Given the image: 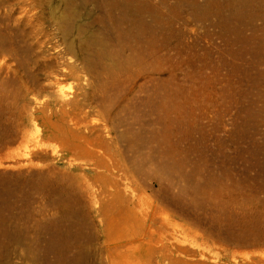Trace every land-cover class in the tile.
<instances>
[{
    "label": "rangeland",
    "instance_id": "rangeland-1",
    "mask_svg": "<svg viewBox=\"0 0 264 264\" xmlns=\"http://www.w3.org/2000/svg\"><path fill=\"white\" fill-rule=\"evenodd\" d=\"M206 1L197 0L201 6ZM177 2L134 0L150 26L149 35L139 38L136 30L119 25L118 42L113 28L93 23L100 13L83 22L84 29L93 26L98 38L119 51V201L134 209L129 216L123 210L119 241L92 251L87 264H158L176 256L196 264H264V123L257 108H250L246 119L242 71L234 95L227 29L213 14L196 18L186 4L172 11ZM145 5L157 11L158 21ZM62 13L55 0L44 6L36 0H0V61L7 60L9 47L17 59L54 60L56 49L64 47L51 35ZM38 41H45L41 49ZM143 60H149L148 68ZM239 64L245 71V63ZM60 87L69 92L75 83ZM37 107L32 101L17 118L0 109V264H24L28 244L38 257L31 264H52L48 251L69 225L38 218L39 208L53 211L47 192L28 185L35 176L26 169L11 170L24 159L4 154L23 149L27 139L32 150L35 129H41L40 157L31 163L40 173L60 176L65 160L54 159L56 148H91L59 105ZM18 122L29 125L25 138L4 143ZM246 229L247 242L239 240Z\"/></svg>",
    "mask_w": 264,
    "mask_h": 264
},
{
    "label": "bare ground",
    "instance_id": "bare-ground-1",
    "mask_svg": "<svg viewBox=\"0 0 264 264\" xmlns=\"http://www.w3.org/2000/svg\"><path fill=\"white\" fill-rule=\"evenodd\" d=\"M177 1L172 11L186 4L196 18L213 14L227 29L234 95H238V79L242 71L246 83L243 95L249 103L246 119L251 118L250 110L257 108L260 121L264 123V0H207L203 6L197 0ZM48 2L36 0L40 6ZM55 2L62 6L63 13L59 17L57 33L51 35L52 39H61L63 49H56L54 60H22L17 59L16 52L9 47L5 52L7 60L0 61V109L4 113L11 111L17 118L32 101L37 102L38 111L55 103L73 130L90 139L91 148L82 150L70 144L56 148L54 159L58 162L65 160V172L60 176L50 171L40 173L31 163L40 155L39 144L44 136L41 129H35L32 150L27 139L23 149L4 155L14 160L24 159L25 163L11 167V170L21 172L26 169L27 173L35 176L28 185L47 192V203L53 211L45 213L39 208L38 218L69 224L67 232L53 242L52 249L48 251L52 264H87L92 251L109 249L119 241L116 227L123 218V210L129 216L134 209L121 206L119 201V51L110 49L107 42L98 38L90 30L93 26L84 29L83 22L90 21L92 14H103L93 23L113 28L118 42L119 25L136 30V38L141 34L149 35L150 26L142 20L134 0ZM89 6L92 9L89 10ZM147 7L153 11L154 21H158L157 11L150 5ZM146 43L149 49L151 43ZM43 44L45 41H38V48L41 49ZM66 55H74L78 60H60ZM240 61L245 63V71L241 69ZM143 62L147 68L150 66L149 60ZM68 80L75 83V88L65 92L60 85ZM39 97L42 99H37ZM33 114H30L32 120ZM28 128V124L18 122L17 128L11 130L3 142L14 143L18 138H25ZM3 150L0 147V154ZM103 167H107L109 172ZM153 184L163 190L157 178ZM152 217L154 222L157 221L158 211L152 212ZM80 222H84L87 229ZM248 231L246 229L239 240L247 242ZM37 261L38 257L28 244L23 253L24 264ZM164 261L165 264H196L195 260L181 256L161 258L158 264ZM199 262L201 264L203 260Z\"/></svg>",
    "mask_w": 264,
    "mask_h": 264
}]
</instances>
